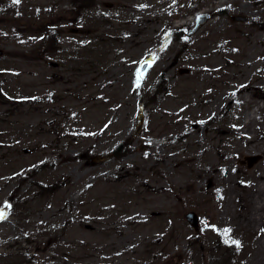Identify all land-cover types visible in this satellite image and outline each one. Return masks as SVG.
<instances>
[{"label":"rangeland","instance_id":"374dc122","mask_svg":"<svg viewBox=\"0 0 264 264\" xmlns=\"http://www.w3.org/2000/svg\"><path fill=\"white\" fill-rule=\"evenodd\" d=\"M219 1L0 0V264H259L264 0Z\"/></svg>","mask_w":264,"mask_h":264},{"label":"bare ground","instance_id":"6f19581e","mask_svg":"<svg viewBox=\"0 0 264 264\" xmlns=\"http://www.w3.org/2000/svg\"><path fill=\"white\" fill-rule=\"evenodd\" d=\"M225 0H220L219 4L224 3ZM250 94H244L243 97L245 100L249 99ZM254 117L253 110H245L244 116L242 120V128L246 132H252V119ZM239 173V172H238ZM230 181V177L228 179ZM235 197V194H234ZM252 209L248 213L245 221L247 224L252 226L259 225L261 221L260 212L264 208V186L260 185L259 183L253 188L252 194ZM253 254L251 256L252 263H259L264 264V238H258L257 242L255 243Z\"/></svg>","mask_w":264,"mask_h":264},{"label":"water","instance_id":"95a60500","mask_svg":"<svg viewBox=\"0 0 264 264\" xmlns=\"http://www.w3.org/2000/svg\"><path fill=\"white\" fill-rule=\"evenodd\" d=\"M211 14L210 13H200L196 19V24L189 29L188 34L193 33L194 31H196L197 29H199L201 27L202 24H204L209 18H210ZM231 18L233 20H241V21H246L247 17L243 16V15H232ZM148 62H145L144 65L142 66V71L146 68ZM258 157H249L248 161H249V165H251ZM186 219L194 226V228L196 230H198L199 228V216L198 214L193 211H187L185 214Z\"/></svg>","mask_w":264,"mask_h":264},{"label":"trees","instance_id":"16d2710c","mask_svg":"<svg viewBox=\"0 0 264 264\" xmlns=\"http://www.w3.org/2000/svg\"><path fill=\"white\" fill-rule=\"evenodd\" d=\"M127 148V145L124 144V143H119L117 144L114 149H113V153L115 155H119V153L122 151V149H126Z\"/></svg>","mask_w":264,"mask_h":264},{"label":"snow or ice","instance_id":"6c2138e0","mask_svg":"<svg viewBox=\"0 0 264 264\" xmlns=\"http://www.w3.org/2000/svg\"><path fill=\"white\" fill-rule=\"evenodd\" d=\"M13 3L14 4H19L20 3V0H13ZM3 217V213L2 212H0V218H2ZM226 231H228V230H226ZM234 243H238L237 241H234Z\"/></svg>","mask_w":264,"mask_h":264}]
</instances>
